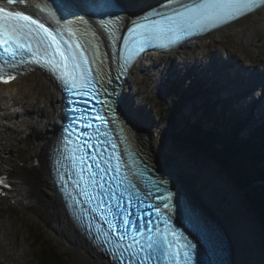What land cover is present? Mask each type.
Returning a JSON list of instances; mask_svg holds the SVG:
<instances>
[{"label": "snow or ice", "instance_id": "snow-or-ice-1", "mask_svg": "<svg viewBox=\"0 0 264 264\" xmlns=\"http://www.w3.org/2000/svg\"><path fill=\"white\" fill-rule=\"evenodd\" d=\"M174 2L179 4L180 0H174ZM99 7L110 9L114 5L105 0ZM32 8L31 0H0V84H9L27 71L42 68L51 73L59 82L61 89L69 95L84 96L89 93L95 95L93 89L99 83V79L97 73L93 71V64L99 61L98 67H100L104 63L98 47L94 48L90 58L87 55L88 49L79 42L72 31L50 30L41 20L34 18L30 11ZM260 9H264V0H197L191 5L180 4V8L174 9L171 15L155 13L160 16V19H152L149 14L144 17L147 23L128 28V35L122 37L127 54L125 55V52L121 50L120 67L126 71L131 67L138 52L154 42L157 47L167 49L170 44L179 39L181 34H186L190 30L203 32L234 19L251 15ZM40 11L44 12L45 8H40ZM48 14L55 19V13L51 10ZM82 22L87 23L83 20ZM57 23H59L58 20ZM92 36L96 38L97 33L93 32ZM114 103L109 100L105 107L109 108ZM109 110L115 111L114 108ZM97 118L103 119L99 116ZM97 132L101 136L108 135L101 132L99 127ZM106 143H112L111 138ZM112 147L113 151L109 152L107 159L104 160L107 167H102L95 154L90 158L92 163L86 158L84 151H81L77 157L75 150H72L69 156L73 168H76L77 161L79 162L76 172L79 180L76 183L80 193L88 202L96 201L92 211L100 210V215L111 230L109 234H104L97 229V238L103 235V244L114 245L113 255L119 257L121 264L125 254L128 255L129 264L133 262L135 264H192L195 246L183 238L182 234L175 233L167 219L163 221L164 229L158 226L154 229L150 222L145 225L142 220L137 227V222L130 219L132 213L123 209V199H127L130 207L133 197L139 198V187L131 179L135 173L125 172L121 175L120 157L116 154V145L112 144ZM95 151L105 150L96 149ZM113 158L117 160L115 165L112 164ZM106 177L116 179V188H113L111 184L107 189L105 188L103 182ZM80 184H83V187H80ZM0 185L7 186L3 179H0ZM121 185H123L122 188ZM117 190L119 195H116ZM167 199H171V193L168 194ZM105 200L115 201L116 209L119 211H113L109 207L107 212L113 216H122V223H113L108 219V215L103 210ZM75 202L80 203L79 200ZM148 206L151 207V205ZM164 207H169L167 202ZM157 215L161 213L157 211ZM128 225L136 229L131 237H128L126 233ZM112 233H118L116 240L111 238ZM181 239H184V243H180Z\"/></svg>", "mask_w": 264, "mask_h": 264}, {"label": "bare ground", "instance_id": "bare-ground-1", "mask_svg": "<svg viewBox=\"0 0 264 264\" xmlns=\"http://www.w3.org/2000/svg\"><path fill=\"white\" fill-rule=\"evenodd\" d=\"M153 3L154 0L136 1L135 8L128 6L127 12L136 14L141 7L145 9ZM212 39L214 43L221 44L228 40L233 43L230 48L224 46L222 48L218 44L219 49L223 54H227L228 58L235 59L241 66L250 69L256 66L264 67V9L217 32ZM206 43L207 40L191 43L190 49L188 50V47L182 49L178 58L181 61L191 59L198 61V57L194 54L199 52L198 54L202 55L203 48L207 46ZM219 49L211 48L206 56L215 57ZM190 51L194 53L189 54ZM172 58V56H157L138 62L127 78L125 92L128 89L131 90L132 85L134 87L145 71L153 74L155 77L153 85L158 86L165 73L175 65ZM32 98L35 100L33 106L38 103H43L45 106L44 110L33 108V113L45 121L42 124L45 133H39L38 144H35L27 153L14 151L7 145L0 130V170L8 171L25 195L20 202H11L0 197V264H16L18 257H21V253L11 245V220L6 212L10 207H18L25 211L28 217H36L59 242L64 243L74 256L79 258L82 264H109L74 231L49 177L47 157L57 134L61 93L40 74H31L15 84L0 86V104L10 109L20 107L24 109V115L30 113V110H26V105H29ZM9 117L14 116L9 115ZM50 126L52 129H49ZM135 129L134 136L141 138L146 157L158 169L170 176L171 184L179 191L187 208H191L201 221L208 224L207 228L215 240L221 245L227 244L228 264H262V262L264 264L261 247L257 243L259 239L254 236L253 222L248 218V223L243 220L231 225L226 222L221 213L222 207L216 204L219 198L216 201L215 191L217 188H224V178L217 176V173L210 168H206L199 176L187 166L169 160L166 153L154 148L150 132L138 124ZM205 183L210 185L203 189L202 186ZM258 234L257 230V236ZM261 257L262 259L259 260Z\"/></svg>", "mask_w": 264, "mask_h": 264}, {"label": "rangeland", "instance_id": "rangeland-1", "mask_svg": "<svg viewBox=\"0 0 264 264\" xmlns=\"http://www.w3.org/2000/svg\"><path fill=\"white\" fill-rule=\"evenodd\" d=\"M218 44L220 43H214L212 41V43H209L208 47H205L206 49L203 48L204 53L202 52V55L198 54L199 52L194 54L195 57H198V61L194 59L187 61L183 60V65H185L186 69L190 67L191 70H194V67L197 64L198 67H202L200 65L203 61L208 62L206 55L211 48L217 50L220 46H222V48L223 46L230 48L233 45L229 40L224 43L221 42L220 46ZM217 52H221V50L219 49ZM191 53L194 52H190L189 54ZM196 77L197 75L194 74L193 78L188 80L187 83L183 85L182 89L181 87L179 88V91L182 94H185L187 89H191L192 82H195ZM154 78L155 77L152 73L145 71L144 75L140 77L139 81H137L138 83L136 82L134 87L132 85V89H128L127 93L131 95L134 92H137L139 94V100L144 103L143 105L147 106L149 112H152V121L156 122L157 117L160 115V108L164 105L169 93L167 90L168 88L162 89L165 75L158 86L153 85ZM181 101H183V99ZM34 102L35 100L32 98L28 103L29 105H26V110H30V113H25L26 115H24V109L22 110L20 107L16 109H8L5 112L6 116L4 119L0 120V130L3 133V139L5 138L4 140L7 142V145L14 151L21 153L29 152L35 144H38L37 141H39V135L45 133V130L42 129V124L45 123V121L39 118L36 113H33L34 107L38 110H44L45 106L43 103H38L36 106H33ZM198 106L199 104L197 105V101H194L189 103L184 111L189 113L193 107H195V109H193L195 110L193 118L194 120H197L201 113V110L197 109ZM8 115L14 117L10 118ZM186 122L187 120L183 115H178L177 123L175 125L166 123L151 128L149 132L152 139V145L154 148L166 153V157H169V160L177 161L183 166H187L189 170L195 172V174L199 176H201V173H203L206 168H210L213 172L215 171L217 173V176L219 175V177L224 178V188H217L215 191L216 201L219 198V201H217L216 204L218 207H222L221 213L229 224L233 225L234 223L235 225V222H243V220L248 223V218L249 220L250 217L252 219L253 214L245 211L246 209L243 207L241 199L239 197L237 199L236 191L230 185L228 178L220 173V169L215 164L205 160L203 161L201 157L194 155L190 150L183 146L181 142V134L188 128ZM49 129H52V127L50 126ZM209 185V183H205L202 188L206 189ZM227 206H229L231 210L227 208ZM229 210L232 216H230V213L228 212ZM6 212L9 214V219L11 220V245L15 246L16 251L21 253V257H18L16 264H36L34 257L38 255V245H40L41 241L42 243H49L57 248L58 251L64 253L66 255L67 264H82L79 258L74 256V253L70 251L64 243L59 242L55 235L46 229L36 217H28L27 213L18 207H10ZM253 225L258 230L259 234L257 236V230L252 226L255 232L254 236L259 239V242L257 243L261 247V255L264 258V239L262 238V234L260 235L258 224L253 222ZM37 239L39 243H34V240L37 241ZM262 257L259 260H261Z\"/></svg>", "mask_w": 264, "mask_h": 264}, {"label": "trees", "instance_id": "trees-1", "mask_svg": "<svg viewBox=\"0 0 264 264\" xmlns=\"http://www.w3.org/2000/svg\"><path fill=\"white\" fill-rule=\"evenodd\" d=\"M182 99L183 94L174 89L173 95L167 97L160 108V125L177 123L184 106ZM210 112L215 113L213 105H210ZM190 127V132L181 134L183 146L203 161L215 164L228 178L243 207L253 214L252 220L258 224L264 239V151L259 149L261 142H250L247 149L240 150L235 144L233 127L223 133L217 129L206 130L199 124ZM37 242L38 239L34 240ZM38 246V255L34 257L36 264H67L66 255L49 243L41 241Z\"/></svg>", "mask_w": 264, "mask_h": 264}, {"label": "water", "instance_id": "water-1", "mask_svg": "<svg viewBox=\"0 0 264 264\" xmlns=\"http://www.w3.org/2000/svg\"><path fill=\"white\" fill-rule=\"evenodd\" d=\"M165 175H166V173H165ZM168 176V175H167ZM170 177V176H169ZM205 225H208L206 222L204 223ZM204 226V225H203Z\"/></svg>", "mask_w": 264, "mask_h": 264}]
</instances>
